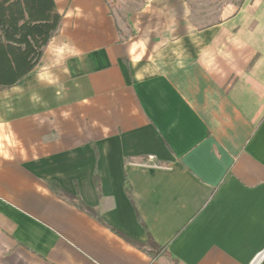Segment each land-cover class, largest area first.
Here are the masks:
<instances>
[{
	"label": "crops",
	"instance_id": "0c3cea01",
	"mask_svg": "<svg viewBox=\"0 0 264 264\" xmlns=\"http://www.w3.org/2000/svg\"><path fill=\"white\" fill-rule=\"evenodd\" d=\"M54 1L0 89V264H264V0Z\"/></svg>",
	"mask_w": 264,
	"mask_h": 264
},
{
	"label": "trees",
	"instance_id": "16d2710c",
	"mask_svg": "<svg viewBox=\"0 0 264 264\" xmlns=\"http://www.w3.org/2000/svg\"><path fill=\"white\" fill-rule=\"evenodd\" d=\"M61 22L54 0H0V89L19 84L36 68ZM50 186L62 193L57 184ZM125 188L130 192L127 182ZM67 197L86 209L78 197ZM136 246L153 259L164 255L176 263L151 237L146 244Z\"/></svg>",
	"mask_w": 264,
	"mask_h": 264
},
{
	"label": "rangeland",
	"instance_id": "374dc122",
	"mask_svg": "<svg viewBox=\"0 0 264 264\" xmlns=\"http://www.w3.org/2000/svg\"><path fill=\"white\" fill-rule=\"evenodd\" d=\"M121 0H118V4H119V6H120V4L122 5V7H121V9L123 8V9H127L126 8V6L125 5H123V3H121L120 2ZM129 1V0H128ZM116 2H117V0H116ZM131 3H129V7L131 6L130 5ZM138 4H140V3H138ZM189 6H190V9H193L195 6H196V4L195 3H192V4H188ZM203 6H201V4H200V10H202L203 9V12H205L206 13V15H207V13H208V11H212L213 9H214V7H215V5H213V4H208V3H204V4H202ZM115 6V9H117V3H116V5H114ZM178 6H180V4H178ZM129 7H128V9H129ZM132 7V6H131ZM132 8H130V10H131ZM180 10H181V8H180ZM205 15V16H206ZM202 21V23L204 24V25H207V24H209L212 20L211 19H208V18H205V19H202L201 20Z\"/></svg>",
	"mask_w": 264,
	"mask_h": 264
},
{
	"label": "built area",
	"instance_id": "2783aa9c",
	"mask_svg": "<svg viewBox=\"0 0 264 264\" xmlns=\"http://www.w3.org/2000/svg\"><path fill=\"white\" fill-rule=\"evenodd\" d=\"M260 261H261V256L257 260H255L253 264H259Z\"/></svg>",
	"mask_w": 264,
	"mask_h": 264
}]
</instances>
